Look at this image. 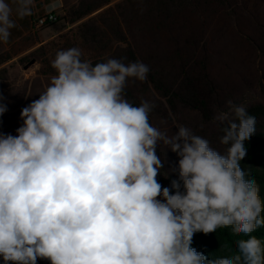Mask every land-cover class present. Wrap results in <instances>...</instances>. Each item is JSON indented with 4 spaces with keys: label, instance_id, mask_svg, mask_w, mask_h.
Wrapping results in <instances>:
<instances>
[{
    "label": "clouds",
    "instance_id": "9594fccd",
    "mask_svg": "<svg viewBox=\"0 0 264 264\" xmlns=\"http://www.w3.org/2000/svg\"><path fill=\"white\" fill-rule=\"evenodd\" d=\"M33 8L34 0H0V43L16 27L13 14L23 19ZM81 57L78 47L58 51L57 75L21 110L17 135L0 133L4 264H264V244L251 235L264 227V200L241 167L255 116L228 101L235 119L214 117L224 153L185 126L169 136L150 123L152 102L136 106L123 95L129 79L146 81V64L93 66ZM161 144L179 157L170 187L157 179ZM229 226L247 237L231 256L209 259L192 246L196 233Z\"/></svg>",
    "mask_w": 264,
    "mask_h": 264
},
{
    "label": "trees",
    "instance_id": "16d2710c",
    "mask_svg": "<svg viewBox=\"0 0 264 264\" xmlns=\"http://www.w3.org/2000/svg\"><path fill=\"white\" fill-rule=\"evenodd\" d=\"M110 3V0H79V5L69 13L70 21L80 22ZM259 11L249 0H125L81 24L83 40L95 54L89 58L82 54L81 58L93 66L110 58L123 59L125 64L135 61L146 64L150 69L146 81L129 79L123 95L136 106L143 100L155 105L149 114L152 126L155 127L158 118L161 121L177 118L184 110L196 113L207 125L219 112H228L243 100V96L235 98L232 93L223 98L224 90L211 76L210 65L218 52L212 45L215 34L222 33L217 25L222 19L230 20L237 37H245L257 51L264 53V28L259 29L264 18ZM40 53L37 50L19 62L27 65L38 61ZM4 73L0 72V81L5 80ZM51 73L57 75L55 71ZM228 101H232V106ZM3 103L8 110L0 120L18 109L5 98ZM246 109L256 118V131L245 141L247 154L241 167L250 173L247 178L256 180L264 200V103L250 104ZM222 127L217 139L192 131L207 139L213 149L224 153L227 146L220 143ZM157 154L162 157L160 146ZM178 178V166L164 170L157 177L163 187H170L171 181ZM251 235L264 244V227ZM246 238L234 234L229 226L208 235L196 233L192 246L209 259L224 258L236 253L237 240ZM0 264H4L2 258ZM37 264H50V261L38 259Z\"/></svg>",
    "mask_w": 264,
    "mask_h": 264
},
{
    "label": "rangeland",
    "instance_id": "374dc122",
    "mask_svg": "<svg viewBox=\"0 0 264 264\" xmlns=\"http://www.w3.org/2000/svg\"><path fill=\"white\" fill-rule=\"evenodd\" d=\"M50 2L51 0H35L32 15L29 16L30 24L34 18L44 17L47 14L46 6ZM249 3L259 7L258 14L264 18V0H249ZM116 4L104 7L90 17L72 24L69 13L79 5V0H67L66 6L56 11V23L48 25L38 32H34L30 26L29 33L20 37L16 42L10 38L7 43H0V72H5V80L0 81V94L7 102L17 105L18 108L13 113L1 118L0 133L17 135V128L23 125V120L20 117L21 110L39 98V94L50 84L53 77L51 72H56L51 66V61L55 59L58 51L78 47L86 58L95 55L83 40L80 26L92 18H98L100 13ZM13 15L12 18L16 23H23L25 18L19 19L15 14ZM259 24V29H263L264 23L260 22ZM217 29L222 33L221 36L215 34L216 40L212 41V46L218 52L210 65V73L214 81L220 85L221 90H224L222 97L224 98L230 93L235 95V98L243 96V100L235 106L247 107L254 103H264L262 89L264 88V53L257 51L245 37H237V34L234 33V25L230 20L222 19L217 25ZM37 50H41L38 61L27 65L19 62L20 59ZM228 113L230 116H234L232 108ZM179 126H185L214 139L220 136L219 122H214L213 119L206 125L201 121L199 115L186 110L181 111L177 118L171 117L170 120L163 121L158 118L155 123V127L166 132L169 136L173 135ZM160 151L164 161L161 172L178 166L179 157L176 153L172 152L170 148H165L163 144L160 145Z\"/></svg>",
    "mask_w": 264,
    "mask_h": 264
},
{
    "label": "crops",
    "instance_id": "0c3cea01",
    "mask_svg": "<svg viewBox=\"0 0 264 264\" xmlns=\"http://www.w3.org/2000/svg\"><path fill=\"white\" fill-rule=\"evenodd\" d=\"M110 1H111V4H116V3H120V2L125 1V0H110ZM9 2H11V0H9ZM51 2H52V0H51ZM57 2H58V7L55 8L56 11L60 10L61 8H64V6H66V4H67V0H57ZM34 3H35V0H34ZM47 6H46V9L48 10ZM12 7H13V9H15V4H13ZM30 26H31V24H30L29 16L25 17L23 23L18 22V23H16V27L11 29V36L12 37L10 36V38H12V40H15V42H16L17 40L20 39V37L26 36L29 33Z\"/></svg>",
    "mask_w": 264,
    "mask_h": 264
},
{
    "label": "built area",
    "instance_id": "2783aa9c",
    "mask_svg": "<svg viewBox=\"0 0 264 264\" xmlns=\"http://www.w3.org/2000/svg\"><path fill=\"white\" fill-rule=\"evenodd\" d=\"M56 10L53 9L48 11L44 17L34 18L31 21L32 30L34 32H38L39 30L43 29L44 27L54 24L57 21Z\"/></svg>",
    "mask_w": 264,
    "mask_h": 264
}]
</instances>
